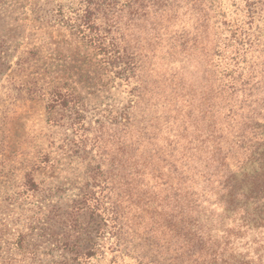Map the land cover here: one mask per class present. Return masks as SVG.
<instances>
[{
	"label": "trees",
	"instance_id": "1",
	"mask_svg": "<svg viewBox=\"0 0 264 264\" xmlns=\"http://www.w3.org/2000/svg\"><path fill=\"white\" fill-rule=\"evenodd\" d=\"M83 11L73 29L94 51L99 82L118 68L134 104L147 93L155 112L134 132L127 107L89 136L76 86L44 94L48 112H66L79 149L105 140L108 124L117 134L107 166L105 156L92 163L75 200L110 244L73 223L74 256L250 264L236 250L246 230L264 228V0H88ZM128 123L130 140L118 131Z\"/></svg>",
	"mask_w": 264,
	"mask_h": 264
},
{
	"label": "rangeland",
	"instance_id": "2",
	"mask_svg": "<svg viewBox=\"0 0 264 264\" xmlns=\"http://www.w3.org/2000/svg\"><path fill=\"white\" fill-rule=\"evenodd\" d=\"M87 5L88 0H0V264H114L108 250L79 263L72 251L79 242L68 227L85 223L91 240L110 244L95 236V219L77 216L75 200L91 180L90 166L100 156L107 166L115 153L116 130L106 125L105 140L79 149L66 112H48L45 95L59 82L76 86L82 96L76 108L89 136L99 120L128 107L133 124L118 130L127 139L129 128L135 132L154 117L155 99L145 93L134 104L138 96L118 68L105 71L104 84L99 82L89 62L94 51L73 29ZM241 238L236 251L244 262L264 264V228L246 230ZM129 257L118 264L133 262Z\"/></svg>",
	"mask_w": 264,
	"mask_h": 264
}]
</instances>
